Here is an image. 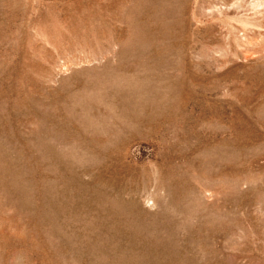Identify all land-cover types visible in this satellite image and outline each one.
Returning <instances> with one entry per match:
<instances>
[{"label":"rangeland","instance_id":"1","mask_svg":"<svg viewBox=\"0 0 264 264\" xmlns=\"http://www.w3.org/2000/svg\"><path fill=\"white\" fill-rule=\"evenodd\" d=\"M0 264H264V0H0Z\"/></svg>","mask_w":264,"mask_h":264}]
</instances>
